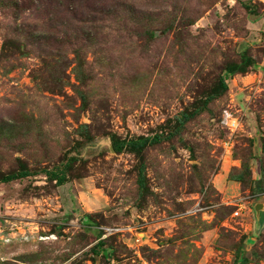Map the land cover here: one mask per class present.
Masks as SVG:
<instances>
[{"label":"rangeland","instance_id":"374dc122","mask_svg":"<svg viewBox=\"0 0 264 264\" xmlns=\"http://www.w3.org/2000/svg\"><path fill=\"white\" fill-rule=\"evenodd\" d=\"M0 264H264V0H0Z\"/></svg>","mask_w":264,"mask_h":264},{"label":"trees","instance_id":"16d2710c","mask_svg":"<svg viewBox=\"0 0 264 264\" xmlns=\"http://www.w3.org/2000/svg\"><path fill=\"white\" fill-rule=\"evenodd\" d=\"M221 87L223 89H227L226 84L222 81L221 82ZM156 141V137H140L138 139H132V140H122V141H118L115 138L111 139V148L115 153H121L125 150H141L144 147L154 143ZM27 173H22L20 175H11L9 177H7L5 179L4 182H8L11 181L13 179H18V178H24L27 177L26 176ZM57 178V177H56ZM144 175H143V168L139 169L138 172V182H139V187H144ZM59 185H63L65 184V180L64 179H57Z\"/></svg>","mask_w":264,"mask_h":264},{"label":"crops","instance_id":"0c3cea01","mask_svg":"<svg viewBox=\"0 0 264 264\" xmlns=\"http://www.w3.org/2000/svg\"><path fill=\"white\" fill-rule=\"evenodd\" d=\"M79 184V186L81 187V191L80 194L78 196L80 205H82L84 212H86V214H91L89 212L93 211V208H99L100 204L96 203L94 198H97V201L101 202L100 200H98V195L96 194V192L99 191L98 188H94L91 184H89V178H82ZM87 185V186H86ZM87 189H86V188ZM88 195V196H86ZM103 202V201H102ZM101 202V203H102ZM103 206V205H101ZM95 210H100V209H94Z\"/></svg>","mask_w":264,"mask_h":264},{"label":"built area","instance_id":"2783aa9c","mask_svg":"<svg viewBox=\"0 0 264 264\" xmlns=\"http://www.w3.org/2000/svg\"><path fill=\"white\" fill-rule=\"evenodd\" d=\"M223 123H224L226 129L228 130L229 135L231 136L237 129V120H236V118H234L229 113H226L224 115V117H223ZM230 143H231V138L229 137L224 142V148L229 150L230 149Z\"/></svg>","mask_w":264,"mask_h":264}]
</instances>
